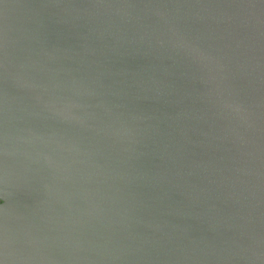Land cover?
Returning <instances> with one entry per match:
<instances>
[{
	"label": "water",
	"instance_id": "95a60500",
	"mask_svg": "<svg viewBox=\"0 0 264 264\" xmlns=\"http://www.w3.org/2000/svg\"><path fill=\"white\" fill-rule=\"evenodd\" d=\"M0 264H264V0H0Z\"/></svg>",
	"mask_w": 264,
	"mask_h": 264
}]
</instances>
